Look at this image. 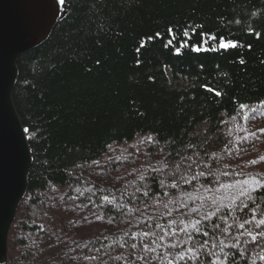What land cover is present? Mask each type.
I'll return each instance as SVG.
<instances>
[{
    "label": "trees",
    "instance_id": "16d2710c",
    "mask_svg": "<svg viewBox=\"0 0 264 264\" xmlns=\"http://www.w3.org/2000/svg\"><path fill=\"white\" fill-rule=\"evenodd\" d=\"M16 69L31 166L5 264H264V188L221 186H251L228 174L241 143L224 125L264 105V0H65ZM140 136L155 146L112 163L110 187L78 172ZM80 200L112 230L79 236L67 215Z\"/></svg>",
    "mask_w": 264,
    "mask_h": 264
},
{
    "label": "water",
    "instance_id": "95a60500",
    "mask_svg": "<svg viewBox=\"0 0 264 264\" xmlns=\"http://www.w3.org/2000/svg\"><path fill=\"white\" fill-rule=\"evenodd\" d=\"M60 0H0V264L7 260V235L23 196L31 156L11 93L16 62L42 44L62 15Z\"/></svg>",
    "mask_w": 264,
    "mask_h": 264
},
{
    "label": "rangeland",
    "instance_id": "374dc122",
    "mask_svg": "<svg viewBox=\"0 0 264 264\" xmlns=\"http://www.w3.org/2000/svg\"><path fill=\"white\" fill-rule=\"evenodd\" d=\"M253 110L255 111L253 112ZM261 128H264V105L258 108H244L239 116L226 121L224 125V133L227 138L234 139V136H236L234 133H239L237 140L241 143L238 151L233 156L230 155V157L232 156V158L229 157L230 161L227 159L228 174L243 175L245 176L244 181L248 180L250 185L251 180L254 178L257 177L258 179L264 176V161L260 160V157L264 156V132L260 131ZM244 137H247V139L245 140ZM148 138L149 136H140L131 143L113 145L101 159L89 165L80 166L78 172L83 177H87V182L90 184L102 188L110 187L114 179L109 168L111 164L114 162L120 164L121 161H132L135 158L137 161V156L142 153L141 150L155 146V142ZM253 160H256L257 163H250ZM241 186L245 187L243 184L227 187L226 195H240L242 191L246 190V187L242 188ZM71 206L73 207L72 212L67 215V219L76 223L79 236L92 237L112 230L113 225L111 222L90 217L87 212V205L83 200L76 204L71 203ZM16 227L14 226L13 236L16 235ZM37 261H44V257H40Z\"/></svg>",
    "mask_w": 264,
    "mask_h": 264
},
{
    "label": "snow or ice",
    "instance_id": "6c2138e0",
    "mask_svg": "<svg viewBox=\"0 0 264 264\" xmlns=\"http://www.w3.org/2000/svg\"><path fill=\"white\" fill-rule=\"evenodd\" d=\"M60 3H61V4H64V3H65V0H60ZM167 32H168L169 35H172L173 30H172L171 28H169V29L167 30ZM184 35H185V36H188V33L185 32ZM201 35H202V37H203V36L206 35V34H201ZM156 36L159 37V36H160V33H159V32L156 33ZM152 39H153V37H151V36L148 37V40H152ZM207 39H208V40H212V41H216L217 38H216L215 36L209 35V36L207 37ZM201 42H202V43H206L207 41H204V40L202 39ZM171 43H172V40H168L167 43L165 44V47H168L169 45H171ZM144 46H145V45H144V42H141L140 47L143 48ZM185 46H187L186 43L181 45V47H185ZM237 46H238L237 43L234 42V41H232V40H226L224 37H220V38H219L218 47H219L220 49L228 50L229 48H236ZM137 50L139 51V49H137ZM192 50L198 52V51H201V50H203V49H202V47H199V46L193 45V46H192ZM212 50H215V49H212ZM179 51H180V48H177V49H176V52L179 53ZM240 62L243 63V60H241ZM204 87H206V90H207V91H209V92H214L216 96H221V92H219V91H215V90L212 89V88H207V86H204ZM261 103H264V101H262ZM245 107H246V105H244V104H241V105H240V109H244ZM254 111H255V110H253V112H254ZM28 131H29L28 129H25V132H28ZM260 131H261V132H264V128H261ZM253 135H254V133H253ZM148 139L151 140V137H149ZM244 139L246 140L247 137H244ZM260 160L264 161V156H261V157H260ZM250 163L255 164V163H257V161H256V160H253V161H250ZM177 167H179V165H178ZM224 174L227 175V173H224ZM200 175H204V173H200ZM141 178H143V177H141ZM243 183H244V184H249V181H248V180H245ZM221 186H222V187H228V186H225V185H221ZM171 187H176V185L173 184V185H171ZM233 187H234V185H233ZM260 188H264V183H261L260 181H258V180H256V179H253V180L251 181V186H250L248 189H246L245 191H247V192L250 193V192L257 191V190L260 189ZM245 191H242L240 194H241V195H244V194H245ZM103 199L107 201V200H108V197H103ZM249 199H252V197L249 196ZM245 207H247V205H245ZM259 224H264V219L260 220V221H259ZM258 226H259V225H258ZM241 227H243V225H241ZM252 239H253V241L255 242L256 237L253 236ZM117 259H119V257H117ZM260 259H264V257H260Z\"/></svg>",
    "mask_w": 264,
    "mask_h": 264
}]
</instances>
